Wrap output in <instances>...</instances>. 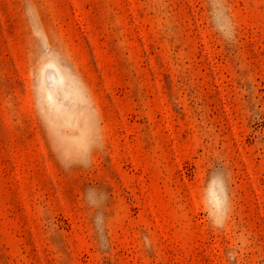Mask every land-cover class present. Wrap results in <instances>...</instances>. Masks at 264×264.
Returning <instances> with one entry per match:
<instances>
[{
    "label": "rangeland",
    "instance_id": "1",
    "mask_svg": "<svg viewBox=\"0 0 264 264\" xmlns=\"http://www.w3.org/2000/svg\"><path fill=\"white\" fill-rule=\"evenodd\" d=\"M0 264H264V0H0Z\"/></svg>",
    "mask_w": 264,
    "mask_h": 264
}]
</instances>
